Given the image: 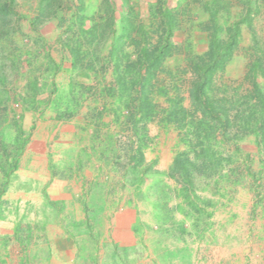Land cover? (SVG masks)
Listing matches in <instances>:
<instances>
[{"label": "rangeland", "instance_id": "1", "mask_svg": "<svg viewBox=\"0 0 264 264\" xmlns=\"http://www.w3.org/2000/svg\"><path fill=\"white\" fill-rule=\"evenodd\" d=\"M157 1L57 0L53 14L43 0H18L12 29L0 40V220L10 215L4 206L17 175L43 159L62 166L81 195L82 211L70 216L91 222L79 264H264V149L247 138L235 154L243 161L237 175L228 173L233 163L223 161L220 173L186 177L171 171L187 151L176 128L148 117L132 121L135 75L126 66L137 54L129 29L137 15L150 33L149 12ZM182 1L168 0V9ZM180 25L176 44L186 47L191 40L194 52L208 50L197 23ZM254 29L264 38L263 17ZM112 31L118 38L125 34L118 39L125 43L118 46L120 60L112 53ZM252 45L244 29L227 83L245 75L240 56ZM184 56L166 65L184 66ZM70 140L76 158L69 166L57 156H69ZM41 208L25 218L69 222V207ZM117 230L131 238L114 241Z\"/></svg>", "mask_w": 264, "mask_h": 264}, {"label": "trees", "instance_id": "2", "mask_svg": "<svg viewBox=\"0 0 264 264\" xmlns=\"http://www.w3.org/2000/svg\"><path fill=\"white\" fill-rule=\"evenodd\" d=\"M167 1L158 0L151 6L150 33L144 31V22L137 21V15L129 29L128 38L137 54L136 61L126 66L135 75L131 82L136 93L132 121L148 117L176 128L187 151L174 163L173 174L189 177L202 170L220 173L221 164L227 161L235 166L228 173L237 175L243 165L237 156L242 140L253 138L259 151L264 149V38L254 29L257 18H264V0H183L174 9H168ZM17 2L0 0V40L12 29ZM43 2L55 14L57 0ZM235 6L240 8L237 14L232 12ZM200 12L206 18H200ZM184 21L197 23L204 32L206 52H194L191 40L186 47L173 41ZM113 22L110 17L108 26ZM244 29L250 31L253 42L240 56L246 73L242 79L227 83L224 75L240 53ZM111 33L115 38L112 53L120 60L123 50L118 46L125 43L118 39L125 34L118 38ZM178 54L185 55L184 66L172 70L166 64ZM115 65L121 74V63ZM160 99L168 106L164 107ZM226 145L236 150L229 152L231 147Z\"/></svg>", "mask_w": 264, "mask_h": 264}, {"label": "crops", "instance_id": "3", "mask_svg": "<svg viewBox=\"0 0 264 264\" xmlns=\"http://www.w3.org/2000/svg\"><path fill=\"white\" fill-rule=\"evenodd\" d=\"M75 144L69 141V156H57L59 163L69 160L72 164ZM80 197L71 179L63 175L62 166L51 167L49 161L35 158L15 178L4 206L10 208V215L0 220V264H79L77 252L91 224L80 215L70 216L72 211H82ZM41 207H69V222L25 218ZM122 218L120 214L118 219ZM130 238L119 230L112 235L116 242Z\"/></svg>", "mask_w": 264, "mask_h": 264}]
</instances>
